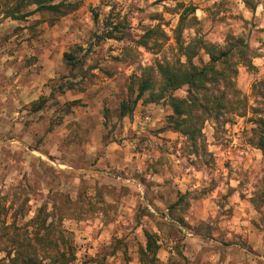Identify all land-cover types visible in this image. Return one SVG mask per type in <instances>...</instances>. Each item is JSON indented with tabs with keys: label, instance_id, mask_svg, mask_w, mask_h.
<instances>
[{
	"label": "rangeland",
	"instance_id": "obj_1",
	"mask_svg": "<svg viewBox=\"0 0 264 264\" xmlns=\"http://www.w3.org/2000/svg\"><path fill=\"white\" fill-rule=\"evenodd\" d=\"M64 1L76 8L25 20L5 18L0 4V204L28 198L21 224L64 202L73 264H140L145 231L157 235L155 264H264V199L252 200L264 156L251 142V120L264 117V0ZM179 2L196 7L185 41L223 45L232 35L253 54L235 77L244 115L205 121L198 146L169 126L167 99L116 112L143 67L179 56ZM155 26L168 39L143 46ZM109 29L117 38H101ZM74 49L84 63L70 70L63 53ZM207 59L200 49L193 62ZM42 96L46 107L31 112Z\"/></svg>",
	"mask_w": 264,
	"mask_h": 264
},
{
	"label": "trees",
	"instance_id": "obj_2",
	"mask_svg": "<svg viewBox=\"0 0 264 264\" xmlns=\"http://www.w3.org/2000/svg\"><path fill=\"white\" fill-rule=\"evenodd\" d=\"M1 10L5 18L25 20L35 13H48L56 16L65 15L74 10V3L64 0H4ZM182 7L178 24L174 29L176 52L179 56L172 61H160L154 66H147L127 86L126 95L117 105L118 119L129 116L136 105L141 103H158L168 100L171 114L168 117L169 126L183 136L191 144L198 146L201 130L205 121L215 119L222 123L227 121L229 114L244 115L245 101L239 95L235 85L237 66L239 64L252 68L253 54L245 40L229 36L223 45L206 42L202 37L194 36L185 41L183 28L196 20L194 5ZM117 31L118 26L114 25ZM168 36L155 26L148 29L141 39L143 46L147 45L152 36ZM101 38H117L113 29H109ZM155 44H159L155 42ZM200 49L207 55V61L196 64L193 58ZM64 63L70 70L81 68L84 60L74 50L63 53ZM73 84H60L59 93L71 89ZM186 86L184 97H176L173 92ZM47 97H40L31 103V112H37L46 107ZM72 104H76L74 101ZM69 108V107H68ZM67 108V109H68ZM257 114L262 109L255 111ZM108 110L105 109V116ZM251 142L260 149L264 156V117L257 116L252 120ZM264 199V173L256 199ZM25 198L20 205L14 207L16 200L11 201L6 208L0 204V253H4L3 264H73L77 259L74 245L69 232L62 225L66 207L61 205L48 208L47 204L37 208L35 215L28 221L17 224V218H23ZM15 202V203H14ZM8 208H11V220L6 221ZM145 246L139 249L140 264H155L159 249L157 235L145 231ZM1 259V260H2ZM102 264V261L99 262Z\"/></svg>",
	"mask_w": 264,
	"mask_h": 264
}]
</instances>
